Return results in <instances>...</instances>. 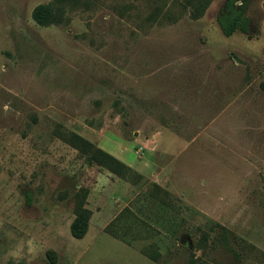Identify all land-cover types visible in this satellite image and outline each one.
Wrapping results in <instances>:
<instances>
[{
	"label": "rangeland",
	"instance_id": "374dc122",
	"mask_svg": "<svg viewBox=\"0 0 264 264\" xmlns=\"http://www.w3.org/2000/svg\"><path fill=\"white\" fill-rule=\"evenodd\" d=\"M50 1L0 0V264H264V0L231 37L226 0L174 23L173 0H91L38 26Z\"/></svg>",
	"mask_w": 264,
	"mask_h": 264
},
{
	"label": "trees",
	"instance_id": "16d2710c",
	"mask_svg": "<svg viewBox=\"0 0 264 264\" xmlns=\"http://www.w3.org/2000/svg\"><path fill=\"white\" fill-rule=\"evenodd\" d=\"M91 0H51L48 3L39 4L32 11L33 21L41 27L53 25H63L69 22V15L78 8L82 2ZM212 0H173L170 5L167 4L168 12L166 19L170 22H177L179 18L187 14L191 19L198 20L205 14ZM248 0H226L218 16V24L227 37L233 36L236 32L249 34L250 18L247 16ZM60 138L77 149L90 161L99 166L106 168L111 173L123 179L141 177L129 166L114 157L113 155L97 148L94 144L79 136L76 133L59 134ZM79 199V198H78ZM169 206H175L170 203ZM75 219L71 224V234L75 239H83L88 233L91 211L85 207L83 200L80 198L76 209ZM223 232V240L228 243L229 233L225 227H220ZM228 245V244H227ZM143 252L153 261H159L160 254L150 252L144 249Z\"/></svg>",
	"mask_w": 264,
	"mask_h": 264
}]
</instances>
